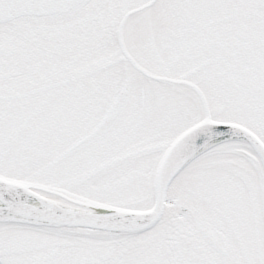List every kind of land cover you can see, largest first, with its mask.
<instances>
[{
	"label": "snow or ice",
	"instance_id": "snow-or-ice-1",
	"mask_svg": "<svg viewBox=\"0 0 264 264\" xmlns=\"http://www.w3.org/2000/svg\"><path fill=\"white\" fill-rule=\"evenodd\" d=\"M0 264H264V0H0Z\"/></svg>",
	"mask_w": 264,
	"mask_h": 264
}]
</instances>
